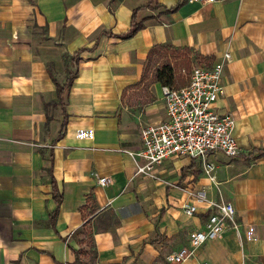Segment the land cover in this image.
Instances as JSON below:
<instances>
[{
  "label": "crops",
  "instance_id": "obj_1",
  "mask_svg": "<svg viewBox=\"0 0 264 264\" xmlns=\"http://www.w3.org/2000/svg\"><path fill=\"white\" fill-rule=\"evenodd\" d=\"M148 2L0 0V264L73 262L69 245L83 247L85 234L97 264H175L167 256L210 213L204 203L184 212L188 190L232 202L238 228L177 264H264V0ZM134 10L144 26L123 38ZM157 45L191 49L192 68L231 54L215 109L234 115L240 153H209L214 181L189 156L157 168L165 181L136 175L122 150H139L142 128L167 118L163 84L146 71Z\"/></svg>",
  "mask_w": 264,
  "mask_h": 264
},
{
  "label": "built area",
  "instance_id": "obj_2",
  "mask_svg": "<svg viewBox=\"0 0 264 264\" xmlns=\"http://www.w3.org/2000/svg\"><path fill=\"white\" fill-rule=\"evenodd\" d=\"M230 57L231 54L226 52L220 61L210 67L194 65L190 82L186 86L162 87L167 109L166 120L142 128L143 146L139 150L122 149L133 158L136 175L143 174L163 180L157 174V168L165 160L189 156L200 158L204 171L214 181L216 165L208 160L209 153L218 150L228 157H235L240 153L234 135V115L222 114L215 109V103L225 93L223 74ZM112 181L110 176H102L98 180L102 186ZM167 183L172 184L169 181ZM188 193L195 202L184 204L183 210L187 215L198 212V203H204L210 213L204 229L195 231L190 237V246H183L167 256V260L175 264L192 257L196 249L207 240L221 237L227 226L238 228L232 202L211 200L204 190H188Z\"/></svg>",
  "mask_w": 264,
  "mask_h": 264
},
{
  "label": "trees",
  "instance_id": "obj_3",
  "mask_svg": "<svg viewBox=\"0 0 264 264\" xmlns=\"http://www.w3.org/2000/svg\"><path fill=\"white\" fill-rule=\"evenodd\" d=\"M155 0H149L148 6L152 7H158L159 4L155 3L152 5V3ZM137 10H134V16L132 21V26L128 32L123 34L121 37L123 38H129L137 33L144 24L142 22H138L135 19ZM192 50L185 47V48H175L173 46H165V45H157L155 46L148 55V68L153 66L154 74H153V81H159L165 85L173 86V87H183L189 84L190 77L192 73V58H191ZM160 59H163L162 66H156L160 62ZM152 65V66H151ZM185 70V72H183ZM73 77H68L65 83H60L56 81L57 84V96L58 99L55 102L56 105H64V93L66 88L72 83ZM66 122V119H65ZM65 125V123H64ZM63 125V128H64ZM63 130H61V133L63 134ZM51 172V169H49ZM52 185H53V195L54 198L57 200L58 208L55 212V214L59 211L61 202H62V196L61 194H58L57 185L55 183L54 178L52 177ZM71 250L75 253L76 258L73 262H66L63 264H83L82 261L79 258V255L81 253V249H74L71 247ZM93 247L95 245L93 244ZM94 256H97L96 249L93 251Z\"/></svg>",
  "mask_w": 264,
  "mask_h": 264
},
{
  "label": "rangeland",
  "instance_id": "obj_4",
  "mask_svg": "<svg viewBox=\"0 0 264 264\" xmlns=\"http://www.w3.org/2000/svg\"><path fill=\"white\" fill-rule=\"evenodd\" d=\"M163 59H160V62L158 64H156V66H162ZM152 66V65H151ZM151 70H153V66L151 67ZM148 97H150L148 95ZM141 99V100H140ZM139 100V101H138ZM143 100H146L144 97H139L136 99L135 105H138L137 108H144V106H142L144 103ZM150 100V98H149ZM131 112L134 114L135 113V106L133 108H130ZM142 126L144 125L141 124ZM141 126V127H142ZM85 242H82V246L81 249V253L79 255L80 260L82 261L83 264H97L96 261V257L94 256L93 251L95 250V247H93V241L91 240V237L87 234H85ZM85 244V245H84Z\"/></svg>",
  "mask_w": 264,
  "mask_h": 264
}]
</instances>
